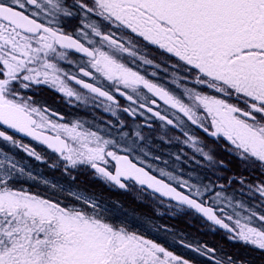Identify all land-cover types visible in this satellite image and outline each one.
Returning <instances> with one entry per match:
<instances>
[{"label":"snow or ice","instance_id":"1","mask_svg":"<svg viewBox=\"0 0 264 264\" xmlns=\"http://www.w3.org/2000/svg\"><path fill=\"white\" fill-rule=\"evenodd\" d=\"M93 183L147 197L139 227ZM257 260L264 0H0V264Z\"/></svg>","mask_w":264,"mask_h":264},{"label":"flooded vegetation","instance_id":"2","mask_svg":"<svg viewBox=\"0 0 264 264\" xmlns=\"http://www.w3.org/2000/svg\"><path fill=\"white\" fill-rule=\"evenodd\" d=\"M46 96H51V93H45ZM55 107H58L61 111H63L66 115L68 113H77L80 116H85L86 113L83 110L78 109H72V108H65L63 104L55 105ZM99 114V113H98ZM90 119V117H89ZM158 127V125H157ZM156 133H153V136H155ZM32 143L35 145V142L32 141ZM154 143H159L158 141H154ZM38 151L43 150L42 146H37ZM160 149L167 150V151H176L177 148L175 145L169 147L165 145H160ZM159 154V151L157 152ZM20 157H24L23 153L18 154ZM33 167L36 169H43L45 175H48L52 177L53 179H57L59 177V174L56 172H53L49 169H47L45 166L41 165L39 162L32 161L31 162ZM42 190V189H41ZM91 190H94L98 195L102 196V205H106L110 210L111 214L114 220L117 221H125L130 225H139V219L138 216L148 212L149 208L148 205L151 203L150 200H148L147 197H145V202L140 203L136 199V196L139 195L138 189L136 187H133L130 191L124 192L122 190L118 189H112L105 187L102 184L99 183H93L91 184ZM112 201H119L120 207L119 209L116 208V206L112 203ZM202 240H208L211 243L214 244H223L228 251H238L241 255H248V250L242 247L240 244H233L229 241H227L223 234L221 232H216L211 239L203 237ZM258 264V260H257Z\"/></svg>","mask_w":264,"mask_h":264},{"label":"trees","instance_id":"3","mask_svg":"<svg viewBox=\"0 0 264 264\" xmlns=\"http://www.w3.org/2000/svg\"><path fill=\"white\" fill-rule=\"evenodd\" d=\"M167 219H169V218H167ZM171 225H176L179 228H184L187 231H189L192 234V236H199L201 239L203 237H207V238L211 239L210 236L213 235V233H209L207 231H205V232H197L195 228H187V225L184 224L182 218H179L177 220L173 219Z\"/></svg>","mask_w":264,"mask_h":264},{"label":"rangeland","instance_id":"4","mask_svg":"<svg viewBox=\"0 0 264 264\" xmlns=\"http://www.w3.org/2000/svg\"><path fill=\"white\" fill-rule=\"evenodd\" d=\"M117 222V221H116Z\"/></svg>","mask_w":264,"mask_h":264}]
</instances>
